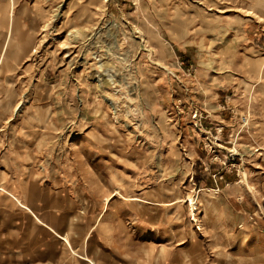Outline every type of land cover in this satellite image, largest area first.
Returning <instances> with one entry per match:
<instances>
[{
  "label": "rangeland",
  "instance_id": "obj_1",
  "mask_svg": "<svg viewBox=\"0 0 264 264\" xmlns=\"http://www.w3.org/2000/svg\"><path fill=\"white\" fill-rule=\"evenodd\" d=\"M1 160L115 264H264V0H0Z\"/></svg>",
  "mask_w": 264,
  "mask_h": 264
},
{
  "label": "crops",
  "instance_id": "obj_2",
  "mask_svg": "<svg viewBox=\"0 0 264 264\" xmlns=\"http://www.w3.org/2000/svg\"><path fill=\"white\" fill-rule=\"evenodd\" d=\"M19 165L21 164L16 161L9 164L0 161V183L6 186L0 187L2 199L0 211L6 212L5 216H0V225L4 226L3 229L0 228V235L1 239L3 235H8L9 241L20 243H12L9 248L40 250L39 253H42L44 258L49 256L47 259H50L52 238H58L60 249L58 258L72 256L84 258L91 264H115L116 251L120 250L115 242L116 230L114 228L106 230L107 237L102 241L95 238L103 214L92 225L83 226L80 221V226H76L75 230H69L66 225L65 203L62 202L61 209V201H59L60 194H64L65 191L43 185L35 180V177L33 178L32 172L24 173ZM8 209L10 211H7ZM76 216V213L73 214L74 219ZM79 236L81 239L77 238ZM119 254L123 257L128 255L124 245Z\"/></svg>",
  "mask_w": 264,
  "mask_h": 264
},
{
  "label": "built area",
  "instance_id": "obj_3",
  "mask_svg": "<svg viewBox=\"0 0 264 264\" xmlns=\"http://www.w3.org/2000/svg\"><path fill=\"white\" fill-rule=\"evenodd\" d=\"M242 119H243L244 122H247V121H248V117H247L246 115H244V116L242 117ZM201 124H202V123L195 122V125H196V126H199V125H201ZM198 128L202 130V128H200V127H198ZM213 175H214V176H217V172L214 173ZM219 177H222V175H221V176L219 175Z\"/></svg>",
  "mask_w": 264,
  "mask_h": 264
}]
</instances>
